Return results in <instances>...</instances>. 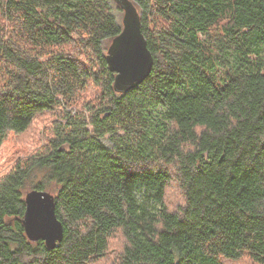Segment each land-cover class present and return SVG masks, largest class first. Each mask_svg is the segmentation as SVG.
<instances>
[{
	"label": "trees",
	"instance_id": "obj_1",
	"mask_svg": "<svg viewBox=\"0 0 264 264\" xmlns=\"http://www.w3.org/2000/svg\"><path fill=\"white\" fill-rule=\"evenodd\" d=\"M111 1L0 0V149L37 125L0 170V264H264V0H130L153 64L125 94ZM33 189L52 250L21 223Z\"/></svg>",
	"mask_w": 264,
	"mask_h": 264
},
{
	"label": "water",
	"instance_id": "obj_2",
	"mask_svg": "<svg viewBox=\"0 0 264 264\" xmlns=\"http://www.w3.org/2000/svg\"><path fill=\"white\" fill-rule=\"evenodd\" d=\"M123 10L122 29L106 52L109 71L115 74L114 89L125 94L136 89L150 74L153 57L141 32L140 14L130 0H115ZM21 219L30 242L42 241L52 250L63 240V226L55 214L54 196L47 191L31 190L24 196Z\"/></svg>",
	"mask_w": 264,
	"mask_h": 264
},
{
	"label": "rangeland",
	"instance_id": "obj_3",
	"mask_svg": "<svg viewBox=\"0 0 264 264\" xmlns=\"http://www.w3.org/2000/svg\"><path fill=\"white\" fill-rule=\"evenodd\" d=\"M111 2L113 3L114 6L113 9L114 14L120 20V22H122V18L124 14L123 10L119 8L120 6L117 4L115 0H112ZM43 127H44L43 125H40L38 127V130H40ZM35 132H37V125H34L32 129L24 135H18L17 137H12V136L10 137L12 139L7 144L3 145L2 148L0 149V170L6 167V163L9 160L8 149L13 153L14 151L13 147L23 146L17 152L20 153L21 155H24L26 153V150H28L29 147L32 146V142H34L33 137ZM38 139L41 145L44 144V139L43 138L41 139L40 135L38 136ZM138 197L141 198V200L144 201L149 208L152 207L151 205L153 202L151 201L150 196L146 192H144L143 190L139 191ZM174 199H179V200L181 199V190L179 189L178 184L175 183V181L172 182L167 189V201L170 205L173 204ZM108 261L110 262L111 260L109 259ZM96 264H101V263H96ZM240 264H251V262L247 260L245 262L243 261Z\"/></svg>",
	"mask_w": 264,
	"mask_h": 264
}]
</instances>
